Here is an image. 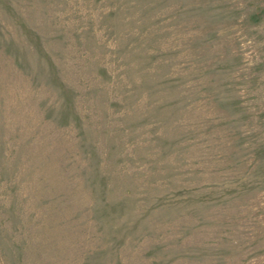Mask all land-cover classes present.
<instances>
[{"label":"rangeland","instance_id":"rangeland-1","mask_svg":"<svg viewBox=\"0 0 264 264\" xmlns=\"http://www.w3.org/2000/svg\"><path fill=\"white\" fill-rule=\"evenodd\" d=\"M0 264H264V0H0Z\"/></svg>","mask_w":264,"mask_h":264}]
</instances>
